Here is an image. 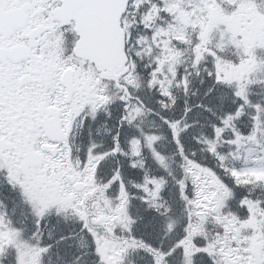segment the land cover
I'll return each mask as SVG.
<instances>
[{
  "label": "snow or ice",
  "instance_id": "snow-or-ice-1",
  "mask_svg": "<svg viewBox=\"0 0 264 264\" xmlns=\"http://www.w3.org/2000/svg\"><path fill=\"white\" fill-rule=\"evenodd\" d=\"M0 264H264V0H0Z\"/></svg>",
  "mask_w": 264,
  "mask_h": 264
}]
</instances>
